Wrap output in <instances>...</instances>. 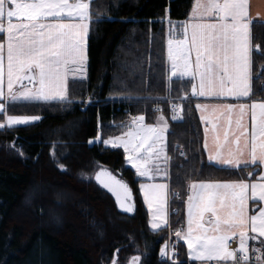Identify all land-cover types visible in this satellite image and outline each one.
I'll return each mask as SVG.
<instances>
[{
    "label": "snow or ice",
    "instance_id": "obj_1",
    "mask_svg": "<svg viewBox=\"0 0 264 264\" xmlns=\"http://www.w3.org/2000/svg\"><path fill=\"white\" fill-rule=\"evenodd\" d=\"M92 3L0 0V114H5L0 129L40 119L7 115L10 104L70 100V76L86 78L88 36L98 15ZM167 22L168 96L163 99L171 105V120L184 119V102L190 97L203 98L195 108L205 124L208 162L222 169L258 166V173L247 172L246 179L189 182L186 228L174 235L187 245L189 260L199 264H264V99H256L252 88L253 52L261 50L253 45V25L264 20L250 15V0H194L187 19ZM174 79L182 85L176 98L180 103L172 100ZM154 111L160 113L154 123H146L145 115L134 116L126 131L103 143L122 148L136 174L147 179L139 188L155 231L170 227L171 157L168 119L160 107ZM157 178L164 182H155ZM95 179L123 211H134L128 184L106 170ZM249 241L260 246L250 247ZM176 255L174 245L171 252L167 244L160 249L171 264H179L172 259ZM140 259L133 256L131 264Z\"/></svg>",
    "mask_w": 264,
    "mask_h": 264
},
{
    "label": "trees",
    "instance_id": "obj_2",
    "mask_svg": "<svg viewBox=\"0 0 264 264\" xmlns=\"http://www.w3.org/2000/svg\"><path fill=\"white\" fill-rule=\"evenodd\" d=\"M193 3L194 0H93L92 10L98 15L93 17L88 36L87 77L69 80L70 100L9 105L8 115L40 119L0 129V264H96L98 251L90 236L99 217L95 205L90 204L92 209L85 212L86 206L76 200V206H68L56 226L39 223L46 214L43 205L34 212L40 220L34 217L35 221L30 223L14 219L26 193L38 182L42 186L55 178L65 182H56L62 187V195L68 193L78 198L81 194L75 189L76 184L95 192L92 168L111 170L131 187L136 211L132 216H118L130 225L132 233L112 241L99 259L103 264H111L114 258L117 264H128L129 260L123 257L132 250L133 256L141 257L142 264H171L161 260L160 249L167 241L168 229L172 234L184 225L188 183L235 180L242 176L240 170L208 163L200 127L190 105L184 104V119L170 121L168 136L169 152L176 144L184 148V154L170 164V194L179 196L172 198L170 206L176 213L170 216V227L153 232L139 193L142 180L126 164L124 151L105 147L102 142L89 144L98 134L102 140L119 135L129 114L145 115L150 123L155 106L161 105L169 116L170 103L163 99L168 96L167 21L187 19ZM256 44L261 50L253 52L252 88L256 99H264V23L253 25V45ZM181 86L174 79L172 100H178ZM0 121H4L3 116ZM68 124L78 126L82 134L81 139L75 134L78 143L72 142V138L64 139L70 137L68 133H55ZM77 145L84 151L82 160L89 164L82 171L64 163L73 157L71 149ZM58 201H63L62 196ZM176 260L189 264L183 243L178 245Z\"/></svg>",
    "mask_w": 264,
    "mask_h": 264
},
{
    "label": "rangeland",
    "instance_id": "obj_3",
    "mask_svg": "<svg viewBox=\"0 0 264 264\" xmlns=\"http://www.w3.org/2000/svg\"><path fill=\"white\" fill-rule=\"evenodd\" d=\"M86 77H87V65H86ZM83 79H86V78H83ZM173 101L174 102H180L179 100H173ZM184 104H186V103H184ZM156 107L157 106H155V108ZM34 122H36V121H34ZM34 122H31V123H34ZM31 123H29V124H31ZM16 126H23V125H16ZM13 127H15V126H13ZM62 131L64 132V134L68 133V135L70 136L69 138L63 137L66 140L67 139L71 140V138H72V142L78 143L77 138H75L76 133H78V139H81L82 134L79 132L78 126L75 124H68L62 130H58L55 133L59 134ZM97 137H100V135L98 134ZM97 137L94 139H91L90 140L91 142L89 141V144L103 142L101 137L99 140H97ZM114 137H116V136H114ZM114 137H111V138H114ZM104 146L112 148L110 145L104 144ZM81 147L79 145H77L76 147L73 148L74 151L71 149L73 157H71L68 160H65L66 162L63 161L66 164L68 163L70 167H74L76 170H79V171H82L83 169H85L89 165V164H87V162L85 160H82V156L83 155L85 156V154H84V151ZM176 147H177V144L174 145L172 148L173 153L176 151ZM167 148H168V141H167ZM98 170H99V168L97 170L95 168H92L91 175L93 174V177H94V174ZM143 179H146V178H143ZM52 180H53V182H51L52 184L46 182L42 186H40V184H39L41 182H38V184L35 188H31V190H29L26 193V196H25L26 199L23 200L21 205L16 209V211L14 213V219L16 221H25V222H30V223H31V221L32 222L35 221L34 217L37 218L36 220H40L39 216L37 217L34 212H35V209L37 206L43 205L46 208V214L42 218V221H40L39 223L43 222V224H46V225L48 224L51 226H53V225L56 226V225H58L59 222L61 223V221L63 220L64 213L66 212V209L68 208V206H70V208H71V206L72 207L76 206V203H77L76 200L79 199V202L84 204V206L89 207V208L85 207V210H84L85 212H88L89 211L88 209H90V210L92 209L91 208L92 205L90 206V204H93V207L95 205L96 209L99 210V212H98L99 217L96 219V222H94V225L91 228L90 236H91V239L93 241L94 246L96 247V249L98 251V258L96 260V264H103L101 262V260L99 259V257H101V255L104 254L103 252L107 250L110 243L114 240H118V239H121V238L127 236L128 233H130V232L132 233V230H130L132 228L130 227V225L124 224L122 221H120V219L118 217V216H120V213H118V211L115 207V203L113 201V198L108 193H106L104 190L100 189L97 185L95 187V192H92L90 189L87 191L86 188H84V187L81 188L76 184L75 189L77 188V191H80V194H81V196L76 198V197H71L73 194H71V196L68 193H67V195H65V194L62 195L63 194V193H61L62 187H58L56 184V182L60 183L61 181L56 180L55 178H53ZM207 181H214V180H205V182H207ZM226 181H228V180H226ZM147 182L148 181L143 180L139 183V185L141 183H147ZM155 182L160 183V182H164V181L157 178V180ZM196 182H198V181H196ZM61 183H65V182H61ZM62 185H64V184H62ZM37 187H39V188H37ZM67 189H70V188L67 187ZM139 193H140L141 199L143 201L144 207L146 209L147 224H148V227L150 228V230L153 232H158V231L166 228V227H162V228L155 230V231L152 230V228H151L152 216L148 210L147 204L144 202L143 194H142L140 188H139ZM60 196H62V200H63L62 202L58 201ZM170 201H171V196H170V191H169L168 204H167V213H168L167 218H168V220H170V216H171V214H170L171 213ZM183 227L186 228V212H185V221H184ZM168 234H171L170 229H168ZM171 237L174 239L173 241L175 243H177L178 245H180V243L182 242L185 245L186 250H187V245L184 243L183 240H181V242H179V240L175 237L174 233L171 234ZM135 240H136V237H135L134 241ZM132 244L134 246L135 243L132 242ZM164 245H163V247H164ZM99 254H100V256H99ZM133 255H134V252L132 250H129L127 253L125 252L123 258L124 259L126 258L127 262L129 260L128 264H131V260H132ZM114 259L116 260V258H114ZM139 264H142L141 260H140Z\"/></svg>",
    "mask_w": 264,
    "mask_h": 264
},
{
    "label": "crops",
    "instance_id": "obj_4",
    "mask_svg": "<svg viewBox=\"0 0 264 264\" xmlns=\"http://www.w3.org/2000/svg\"><path fill=\"white\" fill-rule=\"evenodd\" d=\"M250 15L253 17V18H255V17H257V15L262 19V20H264V0H250ZM72 79H77V80H82L81 78H80V75H79V73H77V74H74V76H70V79L69 80H72ZM186 91H189L190 92V89H188V90H186ZM53 102H61V101H50V102H34V103H53ZM199 102H205L204 100H203V98H201L200 100H197L196 98H192V97H190L189 98V100H188V105H190V107L192 108V112H193V114H194V119H195V123L197 122V124L199 125V127H200V130H201V134H202V145H203V142H204V127H205V124L201 121V119H200V113H199V111L198 110H196V108H195V104L196 103H199ZM228 102H232V101H228ZM10 105H12V104H10ZM9 107V106H8ZM7 112H8V110H7ZM159 114L160 113H155L154 114V116L153 117H151V119H150V123H154L155 122V120H156V118L159 116ZM7 115H8V113H7ZM163 115L168 119V122H169V124H170V120H169V117L168 116H166V114L163 112ZM0 116H3L4 117V120H5V114H0ZM0 122H4V121H0ZM130 121H128L127 119L125 120V122L123 123V126H124V129H123V131L119 134V135H121L124 131H126L127 130V128H126V125H128V123H129ZM146 123H148L147 122V120L145 121ZM209 127H210V125H209ZM171 134V129H170V125H169V133H168V136ZM119 135H117V136H119ZM168 136H167V141H168ZM111 138V137H110ZM108 139V138H107ZM105 140V139H104ZM103 141V140H102ZM103 143V142H102ZM104 145V144H103ZM109 148V147H108ZM120 149H122V148H120ZM123 150V149H122ZM203 150H204V152H205V156H206V159H207V151L203 148ZM167 152H168V155L170 154V152H169V147L167 148ZM125 161H126V164L129 166V167H131V165L127 162V160H126V154H125ZM208 161V160H207ZM209 163V162H208ZM213 165V164H212ZM214 166H216V165H214ZM216 167H219V166H216ZM132 168V167H131ZM220 168V167H219ZM134 171H135V173H136V170L134 169V168H132ZM229 170H234V171H239V170H236V169H229ZM240 171L241 172H243L242 173V176L239 178V179H246L247 178V172H254V173H258V166H256V165H251V166H249L248 168H241L240 169ZM136 176L139 178V179H141L142 181L143 180H145V181H147L146 179H143V178H141V177H139L137 174H136ZM159 179V178H158ZM239 179H235V180H239ZM252 179L253 180H255L256 179V176L254 175L253 177H252ZM228 181H233V180H228ZM251 207H252V204H251V202H250V209H251ZM150 229V228H149ZM261 239H264V238H261ZM179 242H181V240H179ZM182 243V242H181ZM249 245H250V247H257V246H260L259 245V242L258 241H249ZM237 246H238V244H237ZM187 251V250H186ZM187 261L189 262V263H199L198 261H192V260H189V258L187 257Z\"/></svg>",
    "mask_w": 264,
    "mask_h": 264
},
{
    "label": "water",
    "instance_id": "obj_5",
    "mask_svg": "<svg viewBox=\"0 0 264 264\" xmlns=\"http://www.w3.org/2000/svg\"><path fill=\"white\" fill-rule=\"evenodd\" d=\"M101 170H106V171H108V172H111V174H112L116 179L121 180V181H123V182L126 183V184H128V183H127L125 180L121 179L120 177L116 176L111 170H109V169H107V168H100V169L94 174V178H93L95 184H96L100 189L104 190L106 193H108V194L113 198V201H114V203H115V207H116L118 213H120V214H122V215H126V216H132V215L135 213V211H136V202H135L134 193H133L131 187L129 186V184H128V186L130 187L131 192H132V203L134 204V211H132V212H125V211H123V210L120 208V206H119V204H118V202H117V200H116V197H115L111 192H109L106 188H104V187H103V186H102V185H101V184L95 179L96 174H97L98 172H100Z\"/></svg>",
    "mask_w": 264,
    "mask_h": 264
},
{
    "label": "built area",
    "instance_id": "obj_6",
    "mask_svg": "<svg viewBox=\"0 0 264 264\" xmlns=\"http://www.w3.org/2000/svg\"><path fill=\"white\" fill-rule=\"evenodd\" d=\"M158 107H160L161 109H163L161 105H158ZM170 108H171V106H170ZM170 115H171V110H170ZM134 116H135V115H133V114H129L128 117H127V120L130 121L131 118L134 117ZM181 153H184V149H183L182 146L177 145V147H176V151H175V154H180V155H182ZM170 157H171V156H170ZM171 159H172V157H171ZM175 196H177V195H175ZM171 212H172V213H175L176 210H175V209H172ZM230 243L232 244V247H237V243H232L231 241H230ZM166 244L169 246V251H170V252H171V250H172V246L174 245V246H175V251H176V253H177V243H175L174 241H172L170 237L168 238ZM161 259H162L163 261L171 262V259H166V258H163V257H161ZM190 264H199V263H190Z\"/></svg>",
    "mask_w": 264,
    "mask_h": 264
}]
</instances>
